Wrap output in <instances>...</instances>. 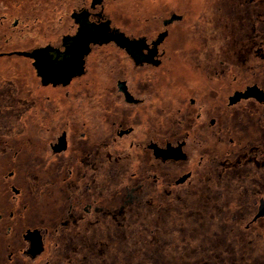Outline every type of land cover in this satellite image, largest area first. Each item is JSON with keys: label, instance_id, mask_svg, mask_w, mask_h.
Here are the masks:
<instances>
[{"label": "flooded vegetation", "instance_id": "af4514ba", "mask_svg": "<svg viewBox=\"0 0 264 264\" xmlns=\"http://www.w3.org/2000/svg\"><path fill=\"white\" fill-rule=\"evenodd\" d=\"M111 1L0 0V264H148L131 263L129 245L158 259L179 240L199 242L201 264L259 257L264 0H203L187 44L167 43L186 13L162 14L158 0V25L138 32L116 22ZM97 50L111 53L96 60L102 73L90 63ZM18 64L27 95L8 69ZM36 97L46 101L40 141L28 133ZM53 192L50 222L26 215Z\"/></svg>", "mask_w": 264, "mask_h": 264}, {"label": "rangeland", "instance_id": "374dc122", "mask_svg": "<svg viewBox=\"0 0 264 264\" xmlns=\"http://www.w3.org/2000/svg\"><path fill=\"white\" fill-rule=\"evenodd\" d=\"M162 7H157L158 11H161L162 14H165L166 11L171 7L178 9L179 11H182L186 13V19L183 22H179L175 26L171 27V38L167 41L168 44H171L172 41H180L184 42L187 44L188 42H191V33L187 26H190L192 24V17L190 16L192 13H194L195 17H197L200 12L203 9L204 2L203 0H159ZM158 0H113V6L109 8V10L112 12L114 19L116 20L117 23L120 25L131 28V29H136L139 32L140 27H144V25H158L159 21L158 19L154 18L152 16V12L155 11L156 8H153L155 4L159 2ZM112 4V3H111ZM194 7V10H191V7ZM194 17V18H195ZM130 29V30H131ZM109 55V50H97L92 56V59L90 61L91 64L97 63L96 67V72L102 73L101 72V65L100 63L96 62L97 59H110ZM177 58V57H176ZM178 59V58H177ZM177 66L182 74L186 76L191 74L190 68L188 65L184 64L182 61H177ZM8 69L10 70V73L16 75L18 78V85H19V90L20 93L23 95H27V90L29 86L27 85V82H25L24 78L28 76V71L25 68V65L23 64H18L14 66H8ZM164 75V72H162ZM22 76V78H21ZM101 78V77H100ZM96 79V78H95ZM105 80V79H104ZM86 82V81H85ZM88 82V81H87ZM86 85L87 83H81ZM35 85V83H34ZM76 85H80V82H77ZM98 86H102V83L99 82ZM99 87V89H101ZM76 87L72 88V90H75ZM36 102H35V109H34V114H33V120L30 121V126L28 133L34 132L33 136L36 138V140L40 141L41 136L43 135V122H44V116L46 113H44V106L46 105V101H44L43 98L36 97ZM53 104L60 105L61 102L58 98H56L51 105V113L50 116H52L51 122L55 123L56 119L60 117V113L58 111H54L52 108L54 107ZM102 111H98V117H97V122L98 123V128L99 132H104V129H106L107 126V120L103 117ZM26 152H23V156H25ZM57 183L55 184V189L57 187ZM56 191V190H55ZM56 195L55 192H53L49 198L48 193L44 194L42 193L41 195L38 196V198L31 199L29 201L30 208L26 211V215H34V218L36 219L35 222H38L40 219H43L45 223L50 222V217L53 216L54 210L51 207L54 206L53 203L48 204L49 200L52 199ZM3 196V203L5 205V202L7 201L5 196L6 193L2 194ZM3 205V206H4ZM253 228L262 231L264 227L261 225V223L256 224L253 226ZM135 232V231H134ZM134 232H131V234H134ZM136 233V232H135ZM141 231H137V234L135 235L137 240L140 238H143L141 235ZM6 236L3 235V241L4 243L7 241L5 240ZM8 238V237H7ZM49 242L52 241V236H48ZM143 243L142 240H138L136 243ZM132 243V242H131ZM194 246H192L190 243L186 242L185 240H179L177 243H171V245H167L170 248V252H166L164 249L162 250L161 256L157 258H154L155 256H151L150 252H146V249L143 245L142 250L140 248L137 249L136 245H131L126 246V243H122L123 250L127 249L128 251L130 249V261L131 263H135L139 261L142 256L146 258V263H152L153 261H158L159 264H201L203 263V260H206V258L203 257L202 252H201V246L199 242H195ZM252 245L256 246L253 249H258L262 251L259 257L251 258L248 256L245 258V264H264V234L263 235H256L254 236V240L252 241ZM249 248V247H248ZM118 249V250H122ZM149 249V248H147ZM7 248H5V244L3 245V252H5ZM173 251V253H172ZM239 255L242 253L248 251L247 249V244L242 243V246L239 248ZM135 254H138V257L136 258ZM44 257V256H43ZM124 257V256H123ZM126 257V256H125ZM123 258V261L121 264H127L128 260L127 258ZM21 258V257H20ZM143 259V258H142ZM213 260L218 261L219 263L221 261H224V258L221 257H216L212 258ZM226 260V259H225ZM229 260L227 258V261L229 263ZM236 263L234 264H241L240 257L235 258ZM40 263V262H39ZM117 263V261H116ZM19 264H27L26 261L19 259Z\"/></svg>", "mask_w": 264, "mask_h": 264}, {"label": "bare ground", "instance_id": "6f19581e", "mask_svg": "<svg viewBox=\"0 0 264 264\" xmlns=\"http://www.w3.org/2000/svg\"><path fill=\"white\" fill-rule=\"evenodd\" d=\"M111 2H112V4H110V3L108 4V3H107V5H108V6H109V5L113 6L114 3H113V1H111ZM114 6H115V5H114ZM114 6H113V7H114ZM109 7H110V6H109ZM177 26H178V24H177ZM177 26L175 25V28H176ZM52 91H53V90H52ZM52 91H51V92H52ZM55 91H56V90H55ZM53 92H54V91H53Z\"/></svg>", "mask_w": 264, "mask_h": 264}]
</instances>
